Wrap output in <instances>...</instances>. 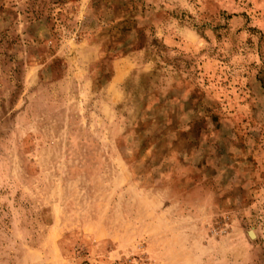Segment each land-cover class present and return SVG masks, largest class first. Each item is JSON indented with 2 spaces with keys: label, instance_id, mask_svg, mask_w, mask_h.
I'll use <instances>...</instances> for the list:
<instances>
[{
  "label": "rangeland",
  "instance_id": "obj_1",
  "mask_svg": "<svg viewBox=\"0 0 264 264\" xmlns=\"http://www.w3.org/2000/svg\"><path fill=\"white\" fill-rule=\"evenodd\" d=\"M0 264H264V0H0Z\"/></svg>",
  "mask_w": 264,
  "mask_h": 264
}]
</instances>
